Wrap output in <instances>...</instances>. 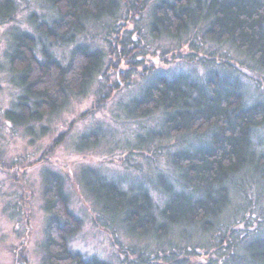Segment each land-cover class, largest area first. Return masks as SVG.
Segmentation results:
<instances>
[{
  "label": "trees",
  "instance_id": "trees-1",
  "mask_svg": "<svg viewBox=\"0 0 264 264\" xmlns=\"http://www.w3.org/2000/svg\"><path fill=\"white\" fill-rule=\"evenodd\" d=\"M30 1L22 8L0 0V25L19 28L0 64L17 92L4 110L12 125L38 128L91 88L94 112L139 75H153L117 100L141 129L140 145L128 144L120 163L142 154L160 181L134 188L95 167L83 173L108 220L125 227V246L139 243L130 257L119 245L128 263L196 264L198 256L204 264H264V0ZM32 9L41 18L28 19ZM57 46L67 47L65 57ZM241 66L258 73L262 100L247 96ZM43 194V262L108 264L73 247L83 221L63 175L46 173ZM149 247L165 259H150Z\"/></svg>",
  "mask_w": 264,
  "mask_h": 264
},
{
  "label": "rangeland",
  "instance_id": "rangeland-1",
  "mask_svg": "<svg viewBox=\"0 0 264 264\" xmlns=\"http://www.w3.org/2000/svg\"><path fill=\"white\" fill-rule=\"evenodd\" d=\"M19 1L22 8L31 4L30 0ZM36 5L39 7V3ZM33 10L29 11L28 19L32 14L41 18L40 14L44 13L39 9L40 13ZM24 14L25 11L21 10L20 16ZM18 29L15 25H0V64L4 62L3 51L9 45L11 34ZM66 48L57 46L56 50L65 57ZM239 69L250 76L246 85L247 96L262 100V94L257 91L260 90L257 87L260 82L258 73L246 66ZM152 76L139 75L135 84L128 87L130 89L121 90L94 112L87 113L96 101L92 88L85 96L71 95L66 106L50 114L44 124L38 125V128L30 124L24 132L23 127L12 125L14 123L4 116V110L13 102L17 92L9 73L0 68V264H45L41 248L44 252L49 217L43 194L44 177L48 172L63 175L70 207L83 221L73 247L88 255H95L108 264H130L127 260V255L130 257L128 249L135 250L139 243L137 245L132 240V244L125 246L130 241L127 236L121 238L127 232L125 227L113 223L112 219L108 220L101 205L87 191L83 173L87 168L95 167L102 174L134 188L152 182L157 185L160 181L152 159L142 154L134 158L130 156V160L120 163L121 154L127 150L128 144L140 145L136 133L141 129L133 124L135 121L130 117L126 101L121 103L117 100L135 95ZM92 131L98 135L96 141H81L83 135ZM95 208L98 211L96 221L102 220L104 225L109 226L115 241L102 224L96 223ZM181 230L191 235L192 230L188 231L187 227ZM240 234L246 235V230ZM119 245L127 255H122ZM144 253H149L152 260L165 259L163 255H157L153 247ZM176 258L181 259L182 254L178 252ZM195 263L204 264L198 256Z\"/></svg>",
  "mask_w": 264,
  "mask_h": 264
}]
</instances>
